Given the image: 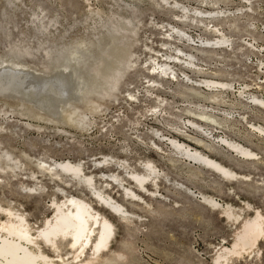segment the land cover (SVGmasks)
Wrapping results in <instances>:
<instances>
[{
    "label": "rangeland",
    "instance_id": "rangeland-1",
    "mask_svg": "<svg viewBox=\"0 0 264 264\" xmlns=\"http://www.w3.org/2000/svg\"><path fill=\"white\" fill-rule=\"evenodd\" d=\"M164 1L0 0V65L17 64L48 76L64 64L65 55L71 54L86 60L80 68L87 80L84 92L95 67L113 59L109 55L114 48H124L133 55L128 59L135 64L123 74L111 95H88L97 110L93 111L95 106L88 107L82 98L74 102L78 112L87 117L83 129L69 126L61 117L41 113L29 103L22 107L17 100L0 98V148L22 166L12 170L7 166L15 168L14 162L1 164L7 169L0 170V205L25 213L36 229L52 218L54 200L81 197L115 226V241L108 256L121 257L114 264H215L217 250L232 247L242 222L255 217L257 209L264 215V135L253 128L264 129V110L252 103L253 97L264 99V0ZM178 6L204 12L219 10L227 18L200 22L197 17H183ZM215 25L219 35L212 31ZM171 27L181 29L194 41L188 42ZM223 35L230 41L229 46L200 48ZM178 49L193 55L199 66L192 69L186 64H170L177 77L229 83V91L212 100V91L191 88L192 82L185 80L183 84L149 74L152 65L179 54ZM150 80L161 84L152 86ZM159 105L162 107L158 109ZM202 112L213 115L216 122L202 120L198 116ZM189 121L201 128L194 129ZM170 137L239 174L250 175L249 180L227 182L186 161L169 146ZM222 138L250 149L257 154L256 160L232 154L220 142ZM37 159L83 161L85 173L96 179V188L125 206L131 213L130 221L121 220L102 206L78 180L66 174L63 180L52 179L42 173L34 162ZM105 159H113L112 164L105 163ZM119 159L127 170L115 164ZM146 161L160 172L158 196L142 194L144 202L137 203L127 199L114 181L108 186L107 180L112 181L109 176L117 175L126 179V187L138 191L130 183L128 172L145 173L142 163ZM22 184L43 186L42 194L22 190ZM202 195L229 204L241 214L240 219L227 220L221 210L205 203ZM0 220H6L1 212ZM45 252L55 259L61 255L67 264H73L66 243L59 254L47 249ZM222 263L264 264V238L249 253L230 256Z\"/></svg>",
    "mask_w": 264,
    "mask_h": 264
},
{
    "label": "bare ground",
    "instance_id": "bare-ground-1",
    "mask_svg": "<svg viewBox=\"0 0 264 264\" xmlns=\"http://www.w3.org/2000/svg\"><path fill=\"white\" fill-rule=\"evenodd\" d=\"M167 1L164 2L167 4ZM202 1L208 3V1L214 2L215 0ZM172 3L173 6H175L174 2ZM175 3L177 6L178 3ZM173 6L171 7L173 8ZM177 8L181 10L183 17H197L200 22H204L206 19H215L219 21L220 19L227 18L226 13L219 10L204 12L197 9L190 10L185 6H178ZM212 28V31L219 35L220 29L216 25ZM172 31L176 32L177 35L186 39L188 42L194 41L191 36L181 29L173 27ZM229 43L230 41L223 35L216 41H207L200 48L223 49V47L229 46ZM177 52L179 54L173 57L169 56L168 59L166 57L167 60L163 62L159 61L157 63L155 61L157 64L155 63V65L150 67L153 71L150 70L151 72L149 74H152V76L156 74L163 75L168 78V80L172 79L177 82L182 81L183 84H185V80H187L188 83L192 82L191 88L201 87L212 91V96L210 97L212 100H216L219 95L229 91V83L207 79L193 82L187 75L184 79L179 78L180 76L177 77L170 64L181 63L191 68L195 67V69H198L197 66H199L196 64L197 61L195 62V57L193 55L184 54L181 49H178ZM107 55L109 54L107 53ZM72 56L71 54L65 55L64 64L59 65L56 71L48 76L35 74L34 71L25 66L2 63L0 65V98L17 100L22 107L29 103L41 113L50 115L53 118L61 117L69 126L74 125L77 128L83 129L87 125V117L85 114L78 112V109L74 106L78 99L82 98L84 101L86 100V105L88 107L95 106L92 110H97L96 103H93L90 98H88V95L91 93H96L100 97L111 95V93L117 90L123 74L127 70H131L135 64L128 59L129 56L132 58L133 55H129L124 48H114L109 55V58L113 59L104 64L100 63L95 67L91 75L92 78L89 81L90 85L87 87V90L83 92L82 87L87 80L82 76L80 68L85 66L86 60L80 61L79 58L75 59ZM151 82L152 86L155 87L161 84L158 80H150L149 83ZM243 93L244 91L241 92V94ZM131 97L132 100H135V96L131 95ZM252 103L256 107L264 110V99L253 97ZM160 107H162V105H159L158 109ZM198 116H200L202 120L211 121L213 123L216 122L213 115L206 114L205 112L198 114ZM189 123L194 126V129L201 128V126L194 122L189 121ZM253 128L259 134L264 135V129L262 127L256 126ZM1 131L2 126L0 125V132ZM167 140L169 146H171L174 151H177L178 155L180 154L183 158H186V161L190 160L191 163L194 162L196 165H200V167L212 171L227 182H237L240 180L248 181L250 178V175L248 177L233 171L231 168L223 165L209 155L177 138L170 137ZM220 142L228 147L232 154H235L243 160L253 161L257 158L256 153L240 143L229 141L224 138H222ZM157 149L159 150L160 148ZM6 162H14V164H17L15 168L7 166L8 169L14 170L22 167L18 166L17 159L0 148V170L2 172H5L7 168L3 167L1 164ZM34 162L42 173L48 174L52 179L57 178L63 180L62 176L66 174L78 180V183L82 184L90 191L89 193H92L94 197L102 202V206L107 207L110 212L119 216L121 220L126 222V220L129 219L128 221H130L129 214L131 213L125 209V206L111 196L103 194L101 190L96 188V179L93 174L87 175L85 173V163L83 161L72 162L71 160L55 159L45 161L37 159ZM112 162L113 159H105V163L107 164H112ZM97 163L103 164L104 162L98 161ZM115 164L124 169L127 168L125 162L120 159ZM142 164L145 173H138L136 171L128 172L130 183L135 185L138 191L126 187V179L117 175L109 176L112 181L107 180L108 186L113 185L114 181L116 186L122 189L127 199L137 203L141 201L144 202L141 196L142 194L147 197L158 196L159 183L162 181L160 172L151 161H146ZM36 184L34 185L36 187H29L22 184L21 188L22 190H28L30 193L40 194L43 186L38 187ZM149 186L154 187V189L150 190ZM201 199L205 203L211 205L212 209L221 210L227 220L236 222L240 219L239 215L241 214H237L229 204L222 205L221 202H218L216 199L205 195H202ZM246 206L249 208L252 207L248 205V203ZM51 208L54 212L52 218L49 217L41 226L35 229L28 221L25 213L19 212L18 210L15 211L12 207L5 209L0 205V212L6 215V220H0V264H60L58 259H60L62 264H67L68 261L64 260L61 255H58V258L55 259V256L51 257L45 252V249H47L53 253L58 252L59 254L63 243H66L70 249L73 264H114L117 258L121 257V255L118 254L117 256H108L112 244L115 241V226L107 217L93 208L91 203L81 197L70 195L65 196L61 202L54 200ZM254 215L255 217H251V219L247 218V220L242 222V230L236 235L232 247H221L217 250L215 264L227 262L230 256L240 255L241 257V254H247L258 246L260 239L264 238V215L258 209ZM138 219H140V217Z\"/></svg>",
    "mask_w": 264,
    "mask_h": 264
}]
</instances>
